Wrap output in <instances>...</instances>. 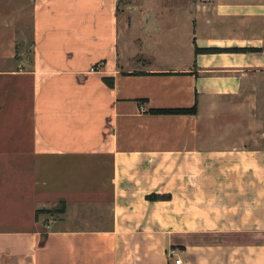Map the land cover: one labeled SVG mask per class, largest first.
<instances>
[{"label": "crops", "instance_id": "crops-1", "mask_svg": "<svg viewBox=\"0 0 264 264\" xmlns=\"http://www.w3.org/2000/svg\"><path fill=\"white\" fill-rule=\"evenodd\" d=\"M261 78L264 0H0V264H264Z\"/></svg>", "mask_w": 264, "mask_h": 264}, {"label": "rangeland", "instance_id": "rangeland-1", "mask_svg": "<svg viewBox=\"0 0 264 264\" xmlns=\"http://www.w3.org/2000/svg\"><path fill=\"white\" fill-rule=\"evenodd\" d=\"M119 1H124V0H119ZM254 93L255 95V100H254V116H255V121H256V143L264 142V80L257 79L255 82V88L250 90ZM248 93V92H247ZM249 95V93H248ZM28 109V107L26 106ZM151 110V109H150ZM149 113V110H148ZM21 128V126H20ZM25 128V127H24ZM65 205L64 204H56L54 206H50L48 209H44L46 211L52 210V212L47 213V212H41L40 215L38 214V217L44 221L45 223L52 222L48 228L52 229L55 228L56 226H61V227H71L70 224L67 223H59L57 220H59L60 215L64 212ZM81 209V208H79ZM1 210V209H0ZM63 211V212H61ZM75 208L72 207L70 209L71 213H74ZM22 217H16L14 218L13 216L7 215L6 212L1 211L0 212V228H8V227H26L28 225V222L26 221L28 218H24V222L20 223V220H22ZM33 222V217L31 218ZM69 219L71 217L69 216ZM107 219V217H106ZM8 226V227H7Z\"/></svg>", "mask_w": 264, "mask_h": 264}, {"label": "trees", "instance_id": "trees-1", "mask_svg": "<svg viewBox=\"0 0 264 264\" xmlns=\"http://www.w3.org/2000/svg\"><path fill=\"white\" fill-rule=\"evenodd\" d=\"M206 52H213V51H221V50H205ZM226 51H241L239 49H230V50H226ZM196 52H199L198 50H196ZM197 110H196V106L190 108V109H151L149 110V113L152 115H194L196 114ZM159 198H165V196L159 197ZM150 199H158V197H151ZM60 204H64L63 202H61ZM41 212H47L50 213L52 212V210L50 211H46V210H41L36 212V215L38 213ZM63 212V211H61Z\"/></svg>", "mask_w": 264, "mask_h": 264}, {"label": "built area", "instance_id": "built-area-1", "mask_svg": "<svg viewBox=\"0 0 264 264\" xmlns=\"http://www.w3.org/2000/svg\"><path fill=\"white\" fill-rule=\"evenodd\" d=\"M98 65L91 68V72H98ZM169 259H174L176 257V251L175 250H169L167 254ZM174 264H181V260L179 258L174 259Z\"/></svg>", "mask_w": 264, "mask_h": 264}]
</instances>
